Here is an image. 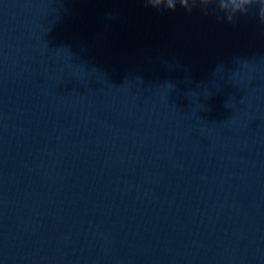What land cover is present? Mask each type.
<instances>
[{
  "label": "water",
  "instance_id": "1",
  "mask_svg": "<svg viewBox=\"0 0 264 264\" xmlns=\"http://www.w3.org/2000/svg\"><path fill=\"white\" fill-rule=\"evenodd\" d=\"M0 264H264L255 13L0 0Z\"/></svg>",
  "mask_w": 264,
  "mask_h": 264
},
{
  "label": "clouds",
  "instance_id": "2",
  "mask_svg": "<svg viewBox=\"0 0 264 264\" xmlns=\"http://www.w3.org/2000/svg\"><path fill=\"white\" fill-rule=\"evenodd\" d=\"M145 4L157 11H175L179 5L188 12L196 5L203 8L215 4L216 10L228 23L238 16L254 12L257 19L264 24V0H145Z\"/></svg>",
  "mask_w": 264,
  "mask_h": 264
}]
</instances>
